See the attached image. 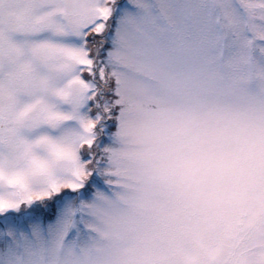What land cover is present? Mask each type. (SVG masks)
Segmentation results:
<instances>
[{"label":"rangeland","instance_id":"1","mask_svg":"<svg viewBox=\"0 0 264 264\" xmlns=\"http://www.w3.org/2000/svg\"><path fill=\"white\" fill-rule=\"evenodd\" d=\"M0 264H264V0H0Z\"/></svg>","mask_w":264,"mask_h":264}]
</instances>
